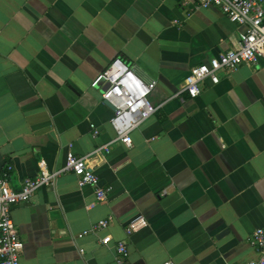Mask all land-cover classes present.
Listing matches in <instances>:
<instances>
[{
    "label": "crops",
    "instance_id": "crops-1",
    "mask_svg": "<svg viewBox=\"0 0 264 264\" xmlns=\"http://www.w3.org/2000/svg\"><path fill=\"white\" fill-rule=\"evenodd\" d=\"M193 1L0 0V172L12 164L19 189L42 158L61 168L72 144L112 188L97 201L95 187L65 172L16 204L22 264H120L119 240L122 264L260 259L251 241L264 228V58L219 71L189 97L191 68L238 47L246 29L218 6L188 12ZM116 57L157 81L149 99L159 108L131 146L117 139L103 83L92 85ZM141 214L148 226L127 235ZM109 216V227L79 237Z\"/></svg>",
    "mask_w": 264,
    "mask_h": 264
},
{
    "label": "built area",
    "instance_id": "built-area-1",
    "mask_svg": "<svg viewBox=\"0 0 264 264\" xmlns=\"http://www.w3.org/2000/svg\"><path fill=\"white\" fill-rule=\"evenodd\" d=\"M211 6L220 7L231 21L246 29L241 34L238 47L220 53L209 63L191 68L183 89L191 98L200 95L201 84L205 79L209 78L212 83L217 84L220 81L219 71H234L242 64L254 65L264 58V0H194L188 12ZM102 83L105 86L102 91V100L111 102L115 107L111 124L118 133L117 139L127 146H131L133 143L131 131L144 123L159 108L149 99L157 81L143 80L123 58L116 57L94 79L92 85L98 87ZM179 95L181 100L185 101L184 96L180 93ZM98 132L99 130L95 128L94 133ZM103 149L109 151V146H102L96 152ZM38 165V174L26 177L19 189L10 184L12 164H8L0 172V264H22L20 257L25 243L12 217L13 207L16 204L28 202L37 190L51 186L62 173H74L79 178L80 186L95 187L97 201L106 200L112 190L110 186L101 184L100 176L94 166L88 162V157L77 155L72 149V144L69 145L66 162L61 168L51 170L43 158ZM93 206L94 203L90 204L88 208ZM112 220V216L99 220L91 228L80 233L79 237L97 233L109 227ZM148 224L144 215H138L128 222L126 233L131 235L147 227ZM101 241L103 244H109L112 241V236L107 234ZM251 242L262 255L258 261H251L248 264H264V228L259 227L254 230ZM116 249L117 261L122 264L129 253L125 241L119 240ZM164 264H169V262Z\"/></svg>",
    "mask_w": 264,
    "mask_h": 264
},
{
    "label": "water",
    "instance_id": "water-1",
    "mask_svg": "<svg viewBox=\"0 0 264 264\" xmlns=\"http://www.w3.org/2000/svg\"><path fill=\"white\" fill-rule=\"evenodd\" d=\"M104 89H105V86L102 87V91H103ZM104 102H105L108 106H110V107L115 111V107H114V105H113L111 102H109V101H107V100H105ZM228 231H229V230H224V231H222L221 234H220V236L225 235Z\"/></svg>",
    "mask_w": 264,
    "mask_h": 264
}]
</instances>
